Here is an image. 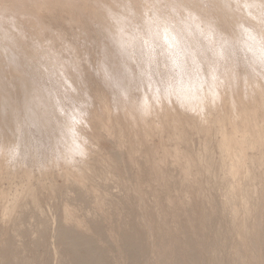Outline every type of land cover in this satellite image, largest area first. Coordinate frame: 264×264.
Wrapping results in <instances>:
<instances>
[{
  "label": "rangeland",
  "instance_id": "374dc122",
  "mask_svg": "<svg viewBox=\"0 0 264 264\" xmlns=\"http://www.w3.org/2000/svg\"><path fill=\"white\" fill-rule=\"evenodd\" d=\"M157 1L0 0V48L8 53L0 52V121L7 125L0 123L6 133L0 130V264H73L76 257L86 262L94 258L91 249L109 264H264V0L255 6L237 0V7L235 0H174L169 8ZM101 7L118 10L127 33L110 28L114 36L103 39L109 21L98 17ZM182 36L187 47L195 46L194 56ZM179 48L191 57H182ZM108 63L118 64L116 71ZM60 64L69 69L63 82ZM104 67L116 73L110 70L106 78ZM21 85L45 96L35 90L28 97ZM47 104L57 114L50 117ZM224 138L235 152L229 144L221 152ZM249 142L246 150L237 148ZM228 193L238 200L237 213ZM244 226L253 231L246 242L238 235ZM84 228L95 241L74 252L66 237Z\"/></svg>",
  "mask_w": 264,
  "mask_h": 264
},
{
  "label": "bare ground",
  "instance_id": "6f19581e",
  "mask_svg": "<svg viewBox=\"0 0 264 264\" xmlns=\"http://www.w3.org/2000/svg\"><path fill=\"white\" fill-rule=\"evenodd\" d=\"M96 1H97V0H96ZM99 1H100V0H99ZM102 1H103V0H102ZM235 1H237V0H235ZM242 1H244L243 3L246 4V3H245V0H242ZM248 1H249V0H248ZM248 1H247V2H248ZM250 1H251V0H250ZM250 1H249V2H250ZM254 1H255V2H259V1H261V2H262L263 0H259V1H258V0H253L252 2H253V4H254V6H255L256 3H255ZM91 2H92V1H91ZM172 2H174V0H162V1H161L162 4L160 3V1H157V3H159V4H154V5H156V6H157V5H162V6H163V3H164V5L167 6L166 8H169V6L174 5V3H172ZM238 2H239V1H237V3H238ZM240 2H241V1H240ZM249 2H248V4H249ZM252 2H251V3H252ZM263 2H264V1H263ZM154 3H155V2H154ZM171 3H172V4H171ZM241 3H242V2H241ZM243 3H242V4H243ZM259 3H260V2H259ZM101 4H102V3H101ZM239 4H240V3H238V4L236 5V7L239 6ZM248 4H247V5H248ZM253 4L250 5L251 7H248V9H249V8H250V9L252 8L250 11L256 9V8L253 7ZM261 4H264V3H261ZM97 5H98V4H97ZM247 5H245V6L247 7ZM95 6H96V5H95ZM105 6H106V5H105ZM108 6H109V5H108ZM242 6L244 7V5H242ZM248 6H249V5H248ZM259 6H261V5H259ZM263 6H264V5H263ZM240 7H241V6H240ZM257 7H258V5H257ZM261 7H262V6H261ZM261 7H260V8H261ZM121 8H122V7H121ZM152 8H153V7H152ZM160 8H161V6H160ZM238 8H239V7H238ZM238 8H236V11H237ZM244 8H245V7H244ZM253 8H254V9H253ZM260 8H259V7L257 8V9H258V12H257L258 15H259ZM96 9H97V8H96ZM124 9H125V8H124ZM171 9H172V8H171ZM239 9H240V8H239ZM261 9H264V8H261ZM125 10H126V9H125ZM155 10H156V9H155ZM161 10H162V11H165V12L167 13V11L170 10V9H168V10L166 11V10H164V8H163V9H161ZM161 10H160V11H161ZM79 11H80V10H79ZM96 11L99 12V13H98V17H100V18H101V17H102V18H105V19H107L106 21H109L108 23L104 24V26H103V29H104V30L101 31V33H100L103 39H104V37H107V36H110V35H111V36H114V34L111 33L110 28L112 29V32H115V31H114L115 28L118 29V32H119V30H124L125 33H127L126 30H125V28H127V30H129V29H128L129 24H128L125 20H123V19H125V18L121 19V18H122L121 16H120V17H117V16H116V15L118 14V10L116 11L114 8H113V9H108V8H105V7H101L100 9H98V10H96ZM128 11H129V10H128ZM157 11H158V8H157ZM157 11H155L156 16L158 15V13H156ZM239 11H240V10H239ZM248 11H249V10H248ZM256 11H257V10H256ZM261 11H262V10H261ZM168 12H169V11H168ZM252 12H253V13H252ZM252 12H251L250 14H253V15L256 14L255 11H252ZM263 12H264V11H263ZM162 13H163V12H161V14L159 13V15H166L165 13H164V14H162ZM233 13H235V12H233ZM120 14H121V13H120ZM260 14H261V12H260ZM122 15H123V11H122ZM98 17H97V18H98ZM161 17H162V16H159L158 18L161 19ZM163 17H164V16H163ZM187 17H188V16H187ZM260 17H261V16H260ZM263 17H264V16H263ZM263 17H261V18L263 19ZM113 18L115 19V22H113V24H112V23H111V19H113ZM251 18H252V17H251ZM255 18H256V17H255ZM126 19H127V18H126ZM156 19H157V18H156ZM156 19H155V20H156ZM159 19H158V20H159ZM164 19H165V18H164ZM194 19H195V17H194ZM145 20H146V19H145ZM158 20H156V22H157ZM263 20H264V19H263ZM161 21H162V20H161ZM161 21H159V22L161 23ZM196 21H197V20H196ZM205 21H206V20H205ZM159 22H158V23H159ZM199 22H200V21H199ZM199 22H196V23H199ZM207 22H208V21H207ZM160 23H159V24H160ZM201 23H202V22H201ZM211 23H212V22H211ZM211 23H209V24L211 25ZM244 23H246V22H244ZM199 24H200V23H199ZM192 25H193V24H192ZM192 25H191V26H192ZM210 25H209V26H210ZM157 26H158V25H157ZM189 26H190V25H189ZM189 26H188V27H189ZM193 26H194V25H193ZM195 26H196V24H195ZM197 26H198V25H197ZM212 26H213V25H212ZM262 26H263V25H262ZM130 27H131V26H130ZM130 27H129V28H130ZM213 27H214V26H213ZM213 27H212V28H213ZM246 27H247V25H246ZM185 28H186V27H185ZM244 28H245V27H244ZM263 28H264V27H262V30H263ZM130 29H131V28H130ZM190 29H191V27L188 28L189 31H190ZM132 30H133V29H131V31H132ZM134 30H135V29H134ZM188 30H186V31H188ZM17 31H18V30H17ZM166 31H167V30H165V33H167ZM173 31H175V30H173ZM191 31H193V30H191ZM99 32H100V31H99ZM168 32H169V31H168ZM175 32H176V31H175ZM130 33H131V32H130ZM130 33H129V31H128V34H130ZM134 33H135V32H134ZM178 33H179V32H178ZM182 33H183V32H182ZM188 33H189V32H188ZM192 33H193V32H192ZM20 34H21V33H20ZM103 34H104V36H103ZM168 34H169V33H168ZM170 34H172V33H170ZM194 34H195V33H194ZM119 35H120V34H119ZM130 35H131V34H130ZM176 35H177V34H176ZM196 35H197V34H196ZM132 36H134V34L131 35L130 37H132ZM166 36H167V35H166ZM166 36H165V37H166ZM179 36H180V35H179ZM186 36H187V33H186ZM121 37H123V35H122ZM168 37H171V36H168ZM168 37H166V38L168 39ZM184 37H185V35H184ZM187 37H188V36H187ZM187 37H186V38H187ZM255 37H256V36H255ZM114 38H115V37H114ZM119 38H120V36H119ZM123 38H124V37H123ZM134 38H135V37H134ZM134 38H133V39H134ZM172 38H174L173 35H172ZM100 39H101V38H100ZM180 39H181V38H180ZM27 40H28V39H27ZM106 40L108 41V39H106ZM106 40H105V41H106ZM115 40H117V39H115ZM119 40H120V43H121V38H120ZM119 40H118L117 42L115 41V42L117 43V45L120 44V43L118 44ZM124 40H125V39H124ZM181 40H182V42L184 41V40H183V36H182V39H181ZM113 41H114V40H113ZM134 41H135V40H134ZM134 41H133V42H134ZM172 41L174 42L175 40H174V39H173V40L171 39V42H172ZM185 41H186V40H185ZM185 41H184V44H185ZM125 42H127V41H125ZM128 42H129V41H128ZM131 42H132V41H131ZM131 42H130V43H131ZM179 42L181 43V41H179ZM179 42H175V44L177 43V44L179 45V44H180ZM0 43H1V42H0ZM122 43H123V42H122ZM122 43H121V44H122ZM198 43H199V42H198ZM198 43H197V44H198ZM14 44H15V43H14ZM107 44H110V43H107ZM127 44H128V43H126V44L123 43L122 45L125 46V45H127ZM173 44H174V43H173ZM177 44H176V45H177ZM194 44H195V43H194ZM222 44L224 45V43H222ZM0 45H1V44H0ZM51 45H52V43H51ZM54 45H56V44H55V43L53 44L54 49H56L57 46L55 47ZM110 45H112V44H110ZM122 45H121V47H122ZM128 45H129V44H128ZM181 45H182V44H181ZM185 45H186V44H185ZM192 45H193V44H192ZM195 45H196V44H195ZM223 45H222V46H223ZM4 46H5V45H4ZM48 46H49V45H48ZM113 46H114V45H113ZM188 46H189V45H188ZM196 46H197V45H196ZM42 47H44V46H42ZM42 47H38V49H39V48H42ZM46 47H47V46H46ZM53 47H52V48H53ZM111 47H112V46H111ZM111 47H109L110 50L108 49L109 52H110L111 50H113V49H111ZM116 47H118V46H116ZM127 47H128V46H127ZM182 47H183V45H182ZM182 47H180V48L182 49ZM184 47H187V45L184 46ZM184 47H183V49H184ZM189 47L193 49V50L191 49L192 52L190 53V54L192 55V53H193V51H194V48H193V47H195V46L191 47V45H190ZM189 47H187V48H189ZM52 48H51V49H52ZM113 48L115 49V47H113ZM123 48H124V47H123ZM180 48H179V50H180ZM187 48H186V50H184V52H183V51L181 52V50H180V51L178 50L180 53H184V54H181L182 57H183V55H185V53H186V54H189V53H187V52H188V51H187ZM190 48H189V51H190ZM10 49H11V48H10ZM35 49H36V48H35ZM42 49H43V48H42ZM48 49H50V47H49ZM51 49H50V50H51ZM54 49H53V50H54ZM119 49H120V48H118V51H119ZM124 49L126 50V51L124 50L125 52L128 51V50L126 49V47H125ZM183 49H182V50H183ZM101 50L104 51V49H102V48H101ZM101 50H100V51H101ZM106 50H107V49H106ZM106 50H105V51H106ZM115 50H116V49H115ZM115 50H114V51H115ZM195 50H196V49H195ZM222 50H223V49H222ZM33 51H34V49H33ZM41 51H42V50H41ZM47 51H48V50H46V52H47ZM114 51H112V52H114ZM122 51H123V50H122ZM124 51H123V53H124ZM175 51H176V50H175ZM185 51H187V52H185ZM197 51H198V50H197ZM0 52H2V53H6V55L8 54L7 51H5L3 48H0ZM46 52H45V53H46ZM52 52H53V51H52ZM52 52H51V53H52ZM56 52H57V51H56ZM112 52H111V53H112ZM119 52H120V51H119ZM133 52H135V51H133ZM220 52H221V51H220ZM11 53H12V52H11ZM16 53H17V52H16ZM32 53H33V52H32ZM40 53H41L40 51H39V54H38L37 51H36V54L40 55ZM48 53H49V52H47L46 54L48 55ZM51 53H49V54L51 55ZM57 53L60 54L59 52H57ZM102 53H103V52H102ZM104 53H107V51L104 52ZM104 53H103V54H104ZM115 53H117V51H115ZM115 53H114V54L112 53V54L115 55ZM123 53H122V54H123ZM161 53H162V52H161ZM177 53H178V52H177ZM180 53H179V54H180ZM25 54H26V53H25ZM42 54H44V53H42ZM58 54H57V55H58ZM107 54H108V53H107ZM107 54H106V56H108ZM190 54H189V56H190ZM9 55H10V54H9ZM28 55H30V54H28ZM52 55L54 56V53H53ZM100 55H101V54H100ZM109 55H111V54L109 53ZM113 55H111V56H109V57H113ZM118 55H120V53H119ZM181 55H179V57H180ZM18 56H19V55H18ZM32 56H33V55H32ZM44 56H45V54H44ZM44 56H43V57H44ZM53 56H51V57L53 58ZM60 56H61L62 59L64 58L63 54L59 55V57H60ZM116 56H117V54H116ZM186 56H187V55H186ZM192 56H194V55H192ZM4 57H5V56H4ZM20 57H21V56H20ZM43 57H42V58H43ZM104 57H105V54H104ZM121 57H123V56H121ZM136 57H137V56H136ZM184 57H185V56H184ZM190 57H191V56H190ZM11 58H12V57H11ZM15 58H16V57H15ZM26 58H27V57H26ZM30 58H31V57H30ZM35 58H36V57H35ZM40 58H41V56H40ZM47 58H48V60H49L50 57L47 56ZM54 58L56 59L57 57L54 56ZM100 58H103V57L100 56ZM187 58H188V57H187ZM196 58H198V56H197V57L195 56V59H196ZM28 59H29V58H28ZM32 59H33V58H32ZM44 59H45V58H44ZM55 59H54V61H55ZM65 59H66V58H65ZM65 59H63V60H65ZM175 59H176V58H175ZM199 59H200V58H199ZM3 60H4V58H3ZM22 60L25 61L24 59H20V61H22ZM36 60H37V58H36ZM42 60H43V59H42ZM129 60H130V59H129ZM12 61H13V60H12ZM43 61H44V60H43ZM50 61H51V60H49V62H50ZM52 61H53V59H52ZM52 61H51V64L53 63ZM57 61H58V59H57ZM57 61H56V62H57ZM61 61H62V60H61ZM118 61H120V59H119ZM118 61H113V63L118 62ZM122 61H123V60H122ZM169 61H170V60H169ZM169 61H167L168 64H170V62H171L172 60H171L170 62H169ZM196 61H197V60H196ZM199 61H201V60H199ZM26 62H27V60H26ZM34 62H35V61H34ZM56 62H54V63H56ZM64 62H65V64L68 63V61H67V62L64 61ZM123 62H124V61H123ZM123 62H122V64H123ZM126 62H128V61H126ZM130 62H131V61H130ZM130 62H129V63H130ZM172 62H174V61H172ZM177 62H178V59L176 60L175 63H177ZM21 63H24V62H21ZM47 63H48V62H47ZM62 63H63V62H62ZM103 63H104V62H103ZM109 63H111V62H109ZM109 63H108V64H109ZM120 63H121V61H120ZM164 63L168 66V64H167L166 62H164ZM175 63H174V64H175ZM199 63H200V62H199ZM199 63H197V66L200 65V64L202 63V61H201L200 64H199ZM35 64H37V62H36ZM38 64H39V63H38ZM42 64L45 65V62H43ZM58 64H59V62H58ZM63 64H64V63H63ZM101 64H102V63H101ZM122 64H120V65H122ZM124 64H125V63H124ZM126 64H127V63H126ZM126 64H125V65H126ZM171 64H173V63H171ZM178 64H180V62H178ZM183 64H184V63H183ZM183 64H180L179 66L182 65V67H183ZM5 65H6V64H5ZM27 65H28V64H27ZM39 65H40L39 68L42 69L43 66L41 65V63H40ZM52 65H54V64H52ZM68 65H69V64H68ZM109 65H111V67H112L113 69H115L114 71H116V65L118 66V64H116L115 66H114V64H113L114 67L112 66V64H109ZM109 65H108L107 67H109ZM194 65H195V63H194ZM201 65H202V64H201ZM17 66H19V65H17ZM25 66H26V65H25ZM28 66H29V65H28ZM28 66H27V67H28ZM30 66H31V67H34V66H32V65H30ZM41 66H42V67H41ZM58 66L61 67V64L58 65ZM64 66L66 67V65H64ZM96 66H97V65H96ZM105 66H106V63H105ZM122 66H123V65H122ZM126 66L128 67L129 64L126 65ZM131 66H132V63H131V65H130V67H131ZM172 66H174V65H172ZM172 66H171V67H172ZM179 66H177V67H179ZM185 66H186V61H185L184 67H185ZM1 67H2V66H1ZM20 67H21V66H20ZM31 67H30V68H31ZM37 67H38V65H37ZM37 67H35L34 69L36 70ZM44 67H46V69H47V66H44ZM44 67H43V68H44ZM51 67H53V66H51ZM55 67H56V66H55ZM60 67H57V68H60ZM69 67H70V66H69ZM71 67H72V66H71ZM97 67H100V66H97ZM130 67H128V68H130ZM171 67H170V68H171ZM175 67H176V66H175ZM62 68H63V66L61 67V70H62ZM100 68H103V67H100ZM100 68H99V69H100ZM104 68H105V67H104ZM112 68H110V70H112ZM125 68H126V67H125ZM125 68H124V69H125ZM128 68H127V69H128ZM132 68H133V67H132ZM132 68H131V69H132ZM137 68H138V67H137ZM170 68H169V70H170ZM172 68H173V67H172ZM180 68H181V67H180ZM186 68H188V67H186ZM201 68H202V67H201ZM201 68H200V69H201ZM2 69H3V68H2ZM27 69H28V68H27ZM27 69H26V70H27ZM49 69H50V67H49ZM49 69H48V71H49ZM55 69H56V68H55ZM63 69H64V70H62L61 74L59 75L60 77H61V75L63 74V71L65 72V70L68 69V68H66V69L63 68ZM70 69H71V68H70ZM105 69H107V68H105ZM133 69H134V68H133ZM173 69H174V68H173ZM173 69H172V71H173ZM178 69H179V68H178ZM183 69H184V68H183ZM202 69H203V68H202ZM210 69H211V68H210ZM12 70H13V69H12ZM23 70H25V69L23 68ZM23 70H22V71H23ZM32 70H33V69H32ZM37 70H38V69H37ZM42 70H43V69H42ZM51 70H52V69H51ZM53 70H54V67H53ZM53 70H52V71H53ZM59 70H60V69H59ZM61 70H60V71H61ZM68 70H69V69H68ZM72 70H73V69H72ZM102 70H103V69H101V71H102ZM107 70H108V72H107L108 74H107V73H105V74H106V75H109V71H110V70H109V69H107ZM125 70H126V69H125ZM129 70H130V69H129ZM129 70L126 71V72H130V71H131V70H130V71H129ZM174 70H175V69H174ZM196 70H197V68H196ZM28 71H29V70H28ZM103 71H104V70H103ZM105 71H106V70H105ZM112 71H113V70H112ZM114 71H113V72H114ZM122 71H123V69H122ZM134 71H135V70H134ZM172 71H171V72H172ZM179 71H180V69H179ZM179 71H178V72H179ZM183 71H184V70H183ZM185 71H186V70H185ZM197 71H198V70H197ZM202 71H203V70H202ZM50 72H51V71H50ZM55 72H56V70H55ZM110 72H111V71H110ZM117 72H118V71H117ZM132 72H133V71H132ZM178 72H177V75L179 76V73H178ZM203 72H204V71H203ZM23 73H24V72H23ZM23 73H22V75H23ZM30 73H31V72H30ZM33 73H34V72H33ZM45 73H46V72H45ZM45 73H44V74H45ZM57 73L59 74V72H57ZM72 73H73V72H72ZM115 73H116V72H114V74H115ZM133 73H134V72H133ZM150 73H151V72H150ZM184 73H186V72H184ZM184 73H183V74H184ZM199 73H201V72H199ZM204 73H206V72H204ZM204 73H203V74H204ZM24 74H26V72H25ZM27 74H28V73H27ZM27 74H26V76H27ZM34 74H35V73H34ZM49 74H50V73H49ZM49 74L47 73V75H49ZM64 74H66V73H64ZM67 74H68V73H67ZM105 74H104V75H105ZM162 74H163V73H162ZM174 74H175V73H174ZM180 74H181V73H180ZM188 74H189V73H187V75H188ZM201 74H202V73H201ZM201 74H200V75H201ZM22 75H21V76H22ZM28 75H29V74H28ZM32 75H33V74H32ZM68 75H69V77H71V76H70L71 73L68 74ZM72 75H73V74H72ZM116 75H117V74H116ZM123 75H124V74H123ZM127 75L129 76L130 74H127ZM127 75H126L125 80H126V79L128 80V78H129V80H131V79L133 80V78H134V81H137V80H135V79H138V78H136L135 76H134L133 78H130V76L132 77V74H131L129 77H128ZM169 75H170V73H169ZM169 75H168V76H169ZM185 75H186V74L181 75V77H182V76L184 77ZM205 75H206V74H205ZM205 75H204V76H205ZM19 76H20V75H19ZM26 76L24 75L25 79L27 78ZM45 76H46V75H45ZM53 76H54V75H53ZM55 76H56V73H55ZM110 76H111V74H110L109 76H107L106 78H108V77H110ZM112 76H113V75H112ZM166 76H167V75H166ZM171 76H172V75H170V77H171ZM178 76H175V77H178ZM201 76H202V75H201ZM33 77H34V76H33ZM40 77H42L41 74H40ZM48 77H49V76H48ZM50 77H51V75H50ZM64 77H66V75H64ZM74 77H75V76H74ZM113 77H114V76H113ZM113 77H112L111 79H113ZM127 77H128V78H127ZM179 77H180V76H179ZM188 77H190V79L192 78L190 75H188L187 78H188ZM197 77H198V76H197ZM57 78H58V77H57ZM114 78H115V77H114ZM184 78H185V77H184ZM187 78H186V79H187ZM203 78H204V77H203ZM16 79H17V78H16ZM22 79H23V77H22ZM25 79H23V81H24ZM52 79H53V77H52ZM52 79H50V80H52ZM64 79H67V78H64ZM74 79H75V78H74ZM111 79H109V80H111ZM182 79H183V78H182ZM182 79H180V81H181ZM17 80H20V79H17ZM55 80H56V79H55ZM57 80H58V79H57ZM60 80H61V81L63 80L62 77H61ZM75 80H77V79H75ZM176 80H178V79H176ZM192 80H193V79H191V82H192ZM214 80H215V79H214ZM63 81H65V80H63ZM63 81H62V82H63ZM66 81H67V80H66ZM111 81H112V80H111ZM174 81H175V80H174ZM182 81H185V80H182ZM208 81H209V80H208ZM25 82H26V81H25ZM27 82H28V81H27ZM27 82H26V84H27ZM31 82H32V81H31ZM52 82H53V81H52ZM58 82H59V81H58ZM62 82H61V83H62ZM70 82H71V81H70ZM82 82H83V81H82ZM106 82H107V79H106ZM109 82H110V81H109ZM109 82H108V83H109ZM127 82L129 83L130 81H126V83H127ZM132 82H133V81H132ZM141 82H142V81H141ZM185 82H187V80H186ZM185 82H184V84H185ZM193 82H194V83H197V82H195L194 80H193ZM20 83H21V82L19 81L18 85H19ZM29 83H30V82H29ZM29 83H28V84H29ZM34 83H35V82H34ZM34 83H32V84L34 85ZM66 83H69V81H67ZM72 83H73V84H72ZM72 83L69 84V85L72 84V85H71V88H72V86L75 84V81H74L73 79H72ZM79 83H80V82H79ZM128 83H127V84H128ZM130 83H131V82H130ZM130 83H129V84H130ZM194 83H190V82H189V79H188V84H191V85H192V84H194ZM23 84H25V83H23ZM53 84H55V83H53ZM62 84H63V83H62ZM64 84H65V83H64ZM77 84H78V82L76 83V85H77ZM181 84H182V82H181ZM186 84H187V83H186ZM29 85H31V84H29ZM36 85H37V84H36ZM36 85H35V87H36ZM44 85H45V84H44ZM65 85L67 86V84H65ZM65 85H64V86H65ZM69 85H68V86H69ZM131 85H132V84H131ZM131 85H129V87H130ZM133 85H134V84H133ZM191 85H190V86H191ZM24 86L26 87L27 85H23V86L21 85V87H24ZM55 86H57V83H56ZM60 86H63V85H60ZM74 86H75V85H74ZM77 86H78V85H77ZM182 86H183V85H182ZM184 86H185V85H184ZM187 86H188V85H187ZM194 86H195V84H194ZM196 86H197V85H196ZM0 87H1V86H0ZM25 87H24V88H25ZM31 87H32V85H31ZM58 87H59V86H58ZM58 87H57V88H58ZM75 87H76V86H75ZM80 87H81V86H80ZM127 87H128V86H127ZM129 87H128V88H129ZM180 87H181V85H180ZM191 87H193V86H191ZM199 87H200V85H199ZM199 87L196 89V91H197L198 89H199V90H203L202 88H199ZM219 87H220V86H219ZM24 88H23V90H24ZM26 88L28 89V91H25V90H24V91H25V92H28V94H27L28 97L31 96L32 94H35L36 92L41 93L40 91H37L38 89H35L36 92H35V90H34V91H33L34 93H32V90H33L34 87H32V90L29 89V87H26ZM26 88H25V89H26ZM40 88H41V87H40ZM45 88L48 89L47 86H46ZM61 88H63V87H61ZM71 88H70V89H71ZM78 88H79V87H78ZM132 88H133V86H132ZM181 88H182V87H181ZM181 88H180V90H179V88H178V91H180L181 94H182V93L185 94V91L182 90V91H184V92H182V91H181ZM185 88H186V87H185ZM194 88H195V87H194ZM194 88H193V90H194ZM1 89H2V88H1ZM46 89H43V90H46ZM50 89H51V88H50ZM50 89H49V90H50ZM65 89H66V88H65ZM133 89H135V87H134ZM140 89H142V87H141ZM140 89L137 88L138 91H139ZM188 89H190V88H188ZM188 89L186 88V90H188ZM29 90H31V92H29ZM51 90H52V89H51ZM57 90H58V89H57ZM74 90H75V89L73 88L72 91L74 92ZM131 90H132V89H131ZM137 90L134 91V93L138 92ZM199 90H198V91H199ZM212 90H213V88H212ZM248 90H249V89H248ZM1 91H2V90H1ZM1 91H0V93H1ZM41 91H42V90H41ZM69 91H70V90H69ZM69 91H68V92H69ZM78 91H79V90H76V92H78ZM141 91H143V89H142ZM196 91H195V92H196ZM198 91H197V92H198ZM203 91H204V90H203ZM2 92H3V91H2ZM42 92H43V91H42ZM54 92H55V90H54ZM139 92H140V91H139ZM168 92H169V91H168ZM175 92H176V91H175ZM192 92H193V91H192ZM192 92H191V95H192L193 93H195V92H193V93H192ZM204 92H205V91H204ZM29 93H32V94H29ZM39 93H38V94H39ZM43 93H44V92H43ZM43 93H41V94H43ZM48 93H49V92H48ZM48 93H46V95H47ZM55 93H56V92H55ZM70 93H71V92H70ZM140 93H141V92H140ZM198 93H199V92H198ZM198 93H197V94H198ZM202 93H203V92H202ZM202 93H200L199 95L201 96ZM4 94H5V93H3V97L5 96ZM38 94H37V95H38ZM41 94H39V95H41ZM49 94L51 95V93H49ZM60 94H61V93H60ZM74 94H75V93H74ZM74 94L72 93V95H74ZM77 94H78V96L80 97L81 94H80L79 92H78ZM79 94H80V95H79ZM188 94H189V92L186 93V95H188ZM195 94H196V93H195ZM197 94H196V96H197ZM203 94H204V93H203ZM1 95H2V94H1ZM43 95H44V94H43ZM58 95H59V93H58ZM70 95H71V94H70ZM75 95H76V94H75ZM136 95H137V94H136ZM138 95H139V93H138ZM138 95H137V96H138ZM186 95H185V96H186ZM206 95H207V94H204V95H202V97H203V96H206ZM6 96H7V95H6ZM33 96L35 97L36 94L33 95ZM44 96H45V95H44ZM54 96H56V95H54ZM59 96H60V95H59ZM64 96H65V95H64ZM141 96H143V95L141 94ZM183 96H184V95H183ZM193 96H194V94H193ZM196 96H195V98H197V99H195V100L197 101V100L199 99V96H198V97H196ZM208 96H209V95H208ZM208 96H206V97L209 99L210 97H208ZM210 96H211V95H210ZM3 97H2V98H3ZM8 97H9V95H8ZM8 97H7V98H8ZM28 97L26 96L27 99H29ZM61 97H62V96H61ZM66 97H67V96H66ZM75 97H77V96H75ZM138 97L140 98V95H139ZM188 97H189V96H188ZM202 97L200 98V100L205 98V97H204V98H202ZM4 98H6V97H4ZM7 98H6L5 101H7L8 104L10 105V102H11L12 100L10 101V97H9V98H8V100L10 101V102H9V101L7 100ZM40 98H41V97H40ZM52 98H53V97H52ZM55 98H56V97H55ZM55 98H54V99H55ZM80 98H81V97H80ZM104 98H105V97H104ZM133 98L135 99V96H134ZM139 98H138V99H139ZM207 98H206V101H205V99H204L205 102H204L203 100H201V101H203L204 103H207V102H208ZM24 99H25V98H24ZM33 99H35V98H31V100H33ZM37 99H39V96H38ZM41 99H42V98H41ZM41 99H39V100H41ZM44 99H45V98H43L42 100H44ZM46 99H47V98H46ZM57 99H58V97H57ZM140 99H141V98H140ZM185 99H186V97H185ZM190 99H191V98H190ZM25 100H26V99H25ZM47 100H48V99H47ZM47 100H45V101H47ZM51 100H52V99H51ZM62 100H63V99H62ZM187 100H188V99H186V101H187ZM195 100H193L194 103H196ZM200 100H198V101H200ZM33 101H34V100H33ZM33 101H32V102H33ZM35 101H36V99H35ZM35 101H34V102H35ZM37 101H38V100H37ZM189 101H190V100H189ZM189 101H188V104H189ZM210 101H211V100H210ZM213 101H214V100H213ZM26 102H27V101H25V103H26ZM49 102H50V103H48V101H47L48 104L52 105L51 103L53 102V103L55 104L56 101H55V102H54V101H52V102L49 101ZM61 102H62V101H61ZM142 102H144V101H142ZM158 102H159V101H158ZM211 102H212V101H211ZM28 103H30V100H29ZM41 103H43V102H41ZM41 103L39 102V104H41ZM44 103H45V102H44ZM186 103H187V102H186ZM192 103H193V102H192ZM192 103H190L189 105L191 106ZM194 103H193V104H194ZM11 104H12V103H11ZM34 104H36V103H34ZM39 104H38V105H39ZM45 104H46V103H45ZM48 104H47L46 106H48V108H49L50 105H48ZM65 104H66V103H65ZM196 104H199V103H196ZM208 104H209V103H208ZM208 104H206V106H208ZM212 104H213V103H212ZM55 105H56V104H55ZM189 105H188V106H189ZM11 106H13V105H11ZM11 106H9V107H11ZM14 106H15V105H14ZM14 106H13V107H14ZM27 106H28V104H27ZM27 106H26V107H27ZM32 106H33V104H32ZM36 106H37V105H36ZM41 106H42V107H40V105H39L40 108H43V106H45V105H42V104H41ZM190 106H189V107H190ZM209 106H210V105H209ZM13 107H12V108H13ZM28 107L31 108V104H30V106H28ZM34 107H35V106H34ZM39 107H36V108H39ZM50 107H51V110H52V107L54 108V105H53V106H50ZM55 107H56V106H55ZM60 107H61V106H60ZM199 107H201V105H200ZM40 108H39L38 110H40ZM57 108H59V107H57ZM209 108H211V107H209ZM215 108H216V107H215ZM15 110H16V109H15ZM54 110H55V109H54ZM60 110H61V109H60ZM60 110H59V113H60ZM205 110H206V109H205ZM10 111H11V110H10ZM26 111H27V113H28V111H31V110H28V108H27ZM42 111H44V109H43ZM4 112H5V110H4ZM12 112H15L14 109H13ZM31 112L33 113V110H32ZM36 112H37V111H36ZM40 112H41V111H40ZM48 112H50V111H48ZM52 112H54V111L52 110L51 113H52ZM138 112H139V111H138ZM6 113H7V112H6ZM51 113H49V114H50V115H49L50 117L53 116V113H52V114H51ZM55 113H56V112H54V114H55ZM34 114H35V113H34ZM39 114H41V113H39ZM42 114H44V115H45V114L48 115V114L46 113V111H45V113H42ZM56 114H57V113H56ZM14 115H15V118L18 117V116H16V113H15ZM17 115H19V114H17ZM28 115H31V113H29ZM63 115H65V114H63ZM135 115H136V114H135ZM32 116H33V115H31L30 117H32ZM56 116H58V115H56ZM30 117H29V118H30ZM34 117H36V116H33V119H35ZM38 117H40V116L38 115ZM44 117H45V116H44ZM204 117H205V116H204ZM230 117H232V116H230ZM3 118H5V117H3ZM3 118H2V119H3ZM19 118H20V117H19ZM19 118H16V119L18 120ZM36 118H37V117H36ZM46 118H47V117H46ZM131 118H132V117H131ZM235 118H236V117H235ZM30 119H32V118H30ZM49 119H50V118H49ZM56 119H57V118H56ZM206 119H207V118H206ZM4 120H5V119H4ZM132 120H133V119H132ZM234 120H235V119H234ZM2 121H3V120H2ZM19 121H20V120H19ZM21 121H23V120H21ZM45 121H46V119H45ZM48 121H49V120H48ZM3 122H4V121H3ZM49 122H50V121H49ZM0 123H1V121H0ZM19 123H20V122H19ZM46 123H47V122H46ZM64 123H65V118H64ZM1 124H2V123H1ZM4 124H5V123H4ZM4 124H2V125H4ZM17 124H18V122H17ZM20 124H21V123H20ZM23 124H24V121H23ZM25 124H26V123H25ZM204 124H205V123H204ZM220 124H221L222 130L224 131L225 128H226V126H227L225 120L222 121V122H220ZM2 125H0V130H1V128H5V126H2ZM5 125H6V124H5ZM21 125H22V124H21ZM51 125H52V124H51ZM1 126H2V127H1ZM6 126H7V125H6ZM22 126H23V125H22ZM132 126H133V125H132ZM140 126H141V124H140ZM13 128H14V127H13ZM19 128H20V127L17 126V129H19ZM5 130H8V129H5ZM1 131L3 132L4 130H1ZM6 132H7V131H6ZM220 132H221V131H220ZM3 133H5V132H3ZM145 134H146V133H145ZM0 135H1V133H0ZM5 135H6V133H5ZM5 135L3 134V136H5ZM8 135H9V134H8ZM1 136H2V135H1ZM9 137H10V136H7V139H6L5 137H2V138L6 139V140L8 141V138H9ZM11 138H12V137H11ZM13 138H14V137H13ZM9 139H10V138H9ZM245 139H248V138H245ZM10 140H11V139H10ZM7 141H6V142H7ZM13 141H16V142H17L16 138H15V140H13ZM221 142L224 143V144L220 145L221 152H224L228 147L233 146V142H232V140H227V138H224ZM8 143H10V142H8ZM235 143H238V140H235ZM11 144H12V143H11ZM227 144H229L230 146H228ZM250 144H251V142H249V145H248V146H245V147H241V146L239 145V146H237V148H238V149H241V150L244 151V150H246L247 147L249 148ZM245 145H247V144L245 143ZM231 148H232V147H231ZM233 148H234V149H230V148H229V149H230L231 151L233 150V151L235 152V150H236V146H233ZM227 151L229 152V150H227ZM233 151H232V153H233ZM80 152H81V151H80ZM230 153H231V152H230ZM230 153H228V154H230ZM228 156H229V155H228ZM228 156H227L226 158H228ZM228 159H229V158H228ZM225 161H226V160H225ZM227 161H228V160H227ZM116 162H117V161H116ZM226 163H227V162H226ZM228 164H229V165H227V166H228L233 172H236V170H237L236 164H234L233 162H231V163L229 162ZM83 171H84V170H83ZM84 173L87 174V172H84ZM81 177H82V176H81ZM230 196H231V193H228V197H230ZM247 198H248V197H247ZM247 198H246V201H245V200L243 201V209H244L245 215L249 216V215L251 214V212H252V211H251L252 209L247 207V202H248V199H249V198H248V199H247ZM229 203H230V205L232 206L230 210H232L233 212L237 213V211H238V205H239V204H238V200L233 201L232 198L230 197V201H229ZM250 211H251V212H250ZM79 225H80V224H78L77 226H79ZM80 226H81L82 228L84 227L83 224L80 225ZM85 228H86V227H85ZM85 228H84V230L77 231V233H76L77 235H76V234H75L74 236H70V235H69V237H68V236L66 237V243H67V246H68L69 249L74 250V252H75V251H78V250H80V249H84V248H85V250H86V249H88V247H89V242H90V241H91V242H92V241H95V239H94V238H96L95 235L93 236L94 238L91 237V233H92V232H91V231H87V230H85ZM110 232H111V231H110ZM114 233H115V232H114ZM238 235L240 236L241 241L246 242L245 240H247V239H249V238L252 237V235H253V231H250V230L248 229V227H245V226H244V227H242V229L240 228V231H239V234H238ZM238 238H239V237H238ZM98 239H99V238H98ZM250 240H251V239H250ZM241 241H240V242H241ZM251 244H252V242H251ZM248 245H250V244L248 243ZM91 246H92V245H91ZM118 246H119V245H118ZM250 247H251V246H250ZM88 251H89V250H88ZM88 251H87L86 254H88ZM122 251H123V250H122ZM245 252H246V251H245ZM88 256H90V257L94 256V258L92 257L93 259H91V260H86V262H85V260L83 261V260H81L80 258L76 257V258L74 259L73 264H87L88 261H89L88 264H109L107 260L104 261L103 259H100V257H96V255H95V253H94V251H93L92 249L90 250V254H89ZM240 256H243V255H240ZM84 259H85V258H84ZM212 260H213V259H212ZM202 261H203V260H202ZM118 263H119V262H118ZM2 264H5V263H2ZM6 264H7V263H6ZM21 264H22V263H21ZM122 264H123V263H122Z\"/></svg>",
  "mask_w": 264,
  "mask_h": 264
}]
</instances>
